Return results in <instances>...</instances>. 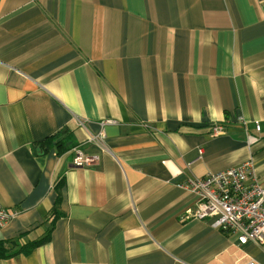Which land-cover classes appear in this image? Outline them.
Instances as JSON below:
<instances>
[{
	"label": "crops",
	"instance_id": "0c3cea01",
	"mask_svg": "<svg viewBox=\"0 0 264 264\" xmlns=\"http://www.w3.org/2000/svg\"><path fill=\"white\" fill-rule=\"evenodd\" d=\"M249 160L264 185V0H0V206L17 212L0 241L49 233L0 264H264L189 217L188 180Z\"/></svg>",
	"mask_w": 264,
	"mask_h": 264
},
{
	"label": "built area",
	"instance_id": "2783aa9c",
	"mask_svg": "<svg viewBox=\"0 0 264 264\" xmlns=\"http://www.w3.org/2000/svg\"><path fill=\"white\" fill-rule=\"evenodd\" d=\"M255 130L259 131L258 125ZM212 132L213 135L224 133L220 126ZM248 139L251 144L255 141L253 137ZM88 163L80 155L74 160L77 166ZM186 187L197 197L196 208L189 217L212 219L214 229L236 234L241 245L251 242L264 246V185L257 178L251 160L223 172L188 180ZM16 215L17 212L9 213L0 206V227Z\"/></svg>",
	"mask_w": 264,
	"mask_h": 264
},
{
	"label": "trees",
	"instance_id": "16d2710c",
	"mask_svg": "<svg viewBox=\"0 0 264 264\" xmlns=\"http://www.w3.org/2000/svg\"><path fill=\"white\" fill-rule=\"evenodd\" d=\"M48 140L49 139H46L43 142H40V144L37 146L35 150L36 154L46 153L47 150L44 148V145ZM58 204H59V198H57L55 205L49 214L51 218L50 229L52 228V225L55 223V221L61 216V213L58 211ZM47 241H49V233H45V235H43L41 239L32 242L23 243L21 240H17V239L2 241V242L0 241V260L12 258L21 253L28 254L33 249L45 244Z\"/></svg>",
	"mask_w": 264,
	"mask_h": 264
}]
</instances>
